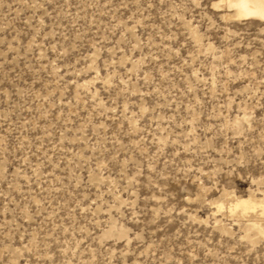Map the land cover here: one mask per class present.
Wrapping results in <instances>:
<instances>
[{
    "label": "rangeland",
    "instance_id": "obj_1",
    "mask_svg": "<svg viewBox=\"0 0 264 264\" xmlns=\"http://www.w3.org/2000/svg\"><path fill=\"white\" fill-rule=\"evenodd\" d=\"M225 6L0 0V264H264V22Z\"/></svg>",
    "mask_w": 264,
    "mask_h": 264
},
{
    "label": "bare ground",
    "instance_id": "obj_2",
    "mask_svg": "<svg viewBox=\"0 0 264 264\" xmlns=\"http://www.w3.org/2000/svg\"><path fill=\"white\" fill-rule=\"evenodd\" d=\"M224 1L226 3L225 7L229 10H233L236 17L246 18V19L256 18L264 22V0H224ZM256 204L257 203L253 202L250 199H239L236 200V203L232 206L231 212H233V210L236 211L237 209H240L242 213H246L248 210H254ZM260 208L263 216L264 205L261 206ZM238 212L240 213V211Z\"/></svg>",
    "mask_w": 264,
    "mask_h": 264
}]
</instances>
